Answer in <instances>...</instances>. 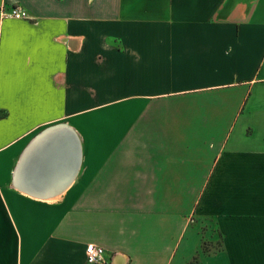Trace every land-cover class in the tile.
Masks as SVG:
<instances>
[{
	"label": "crops",
	"instance_id": "0c3cea01",
	"mask_svg": "<svg viewBox=\"0 0 264 264\" xmlns=\"http://www.w3.org/2000/svg\"><path fill=\"white\" fill-rule=\"evenodd\" d=\"M13 5L0 264H264V0ZM61 125L73 163L36 142Z\"/></svg>",
	"mask_w": 264,
	"mask_h": 264
},
{
	"label": "water",
	"instance_id": "95a60500",
	"mask_svg": "<svg viewBox=\"0 0 264 264\" xmlns=\"http://www.w3.org/2000/svg\"><path fill=\"white\" fill-rule=\"evenodd\" d=\"M54 128H61L56 131H52L53 128H50L46 130L39 139L36 140V142L53 145V148L55 149L56 157L64 158L68 152L73 153L75 149H77V156L79 153V140L76 135V138L78 140V143H74L73 135L71 129L65 125H61ZM65 131V132H64ZM76 156V159L78 158Z\"/></svg>",
	"mask_w": 264,
	"mask_h": 264
},
{
	"label": "built area",
	"instance_id": "2783aa9c",
	"mask_svg": "<svg viewBox=\"0 0 264 264\" xmlns=\"http://www.w3.org/2000/svg\"><path fill=\"white\" fill-rule=\"evenodd\" d=\"M28 18V13L20 5H13L5 9L0 6V18ZM86 262L89 264H105L104 248L94 243H88L85 249Z\"/></svg>",
	"mask_w": 264,
	"mask_h": 264
},
{
	"label": "bare ground",
	"instance_id": "6f19581e",
	"mask_svg": "<svg viewBox=\"0 0 264 264\" xmlns=\"http://www.w3.org/2000/svg\"><path fill=\"white\" fill-rule=\"evenodd\" d=\"M58 129H61V128H53L52 129V131H56V130H58ZM69 129H71V128H69ZM71 131H72V135H73V139H74V143H78V140H77V138H76V133L74 132V130L73 129H71ZM65 132V131H64ZM39 149V148H38ZM37 152H38V150H37ZM37 154V153H36ZM39 154V153H38ZM40 156V155H39ZM76 156H77V149H75L74 151H73V153H70V152H68L67 153V156L65 157V158H63V160H65V161H67V162H69V163H73L74 162V160H76ZM29 158V157H28ZM64 161V162H65ZM23 163V162H22ZM75 164V163H74ZM23 168V167H22ZM58 168V167H57ZM58 171V170H57ZM72 171V170H71ZM22 172H24V171H22ZM26 173V172H25ZM28 173V172H27ZM40 173V172H39ZM68 173V172H67ZM72 173H73V171H72ZM37 174H38V172H37ZM42 174V173H41ZM44 174V173H43ZM22 175V174H21ZM64 175H66V174H64ZM64 175H62V176H64ZM70 175V174H69ZM73 175V174H72ZM40 176V175H39ZM68 176V175H67ZM28 177V176H27ZM31 177V176H30ZM41 177V176H40ZM43 177V176H42ZM66 177V176H65ZM32 179V178H31ZM43 179H45V178H43ZM47 179L49 180V178L47 177ZM68 180V179H67ZM66 180V181H67ZM56 181V184H57V180H55ZM28 182V181H27ZM41 182V181H40ZM68 182V181H67ZM17 183V182H16ZM55 183V182H54ZM59 183V182H58ZM31 184V183H30ZM19 185V184H18ZM26 185V184H25ZM40 185V184H39ZM52 185V184H51ZM55 185V184H54ZM59 185V184H58ZM57 186V185H56ZM43 188V187H42ZM53 190H55V189H53ZM56 191V190H55ZM47 194H48V192H47Z\"/></svg>",
	"mask_w": 264,
	"mask_h": 264
},
{
	"label": "rangeland",
	"instance_id": "374dc122",
	"mask_svg": "<svg viewBox=\"0 0 264 264\" xmlns=\"http://www.w3.org/2000/svg\"><path fill=\"white\" fill-rule=\"evenodd\" d=\"M214 247H215V248L217 247L216 244L214 245ZM204 249H206V250L209 249V247H208V242H205V244H204Z\"/></svg>",
	"mask_w": 264,
	"mask_h": 264
}]
</instances>
